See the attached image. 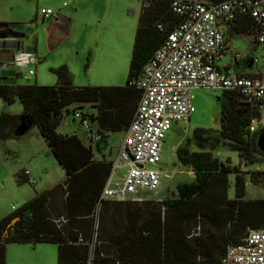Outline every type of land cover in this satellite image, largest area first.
<instances>
[{
  "label": "trees",
  "instance_id": "1",
  "mask_svg": "<svg viewBox=\"0 0 264 264\" xmlns=\"http://www.w3.org/2000/svg\"><path fill=\"white\" fill-rule=\"evenodd\" d=\"M170 1L150 0L151 6L141 10L125 86L75 87L67 65L52 69L58 79L55 86L0 85V99L7 103L19 99L24 106L20 116L0 115V141L18 138L14 132L25 117L29 129L39 127L66 172L64 182L0 219V264H7L10 243L55 244L57 264H89L92 246V264H216L229 243H240L249 230L264 229V200H243L242 174L236 176L235 199L230 200L228 174L239 169L217 156L223 148L249 162L255 154L263 155L256 146L259 134L248 129L259 113L223 93L221 128H197L177 147V162L193 171L194 181L179 186L175 199L101 201L95 230L93 215L111 164L96 161L92 148L78 135L57 132L62 110L79 103L95 108L96 115L88 111L84 115L104 135L103 142L128 129L141 98L131 83L180 22L170 11ZM159 23L165 25L164 33L157 29ZM5 25L15 24L0 23ZM250 27V22L240 21L234 29L245 33ZM251 178L264 181V172L252 173ZM60 217L68 222L59 228L54 220Z\"/></svg>",
  "mask_w": 264,
  "mask_h": 264
},
{
  "label": "rangeland",
  "instance_id": "2",
  "mask_svg": "<svg viewBox=\"0 0 264 264\" xmlns=\"http://www.w3.org/2000/svg\"><path fill=\"white\" fill-rule=\"evenodd\" d=\"M202 1V0H200ZM67 6H66V5ZM66 6V7H64ZM50 8L53 18L43 22L35 21L36 14ZM142 0H0V23L24 26V45L38 49L37 78L40 86H55L57 76L52 69L67 65L74 86H125L129 74L134 37L138 27ZM241 47L243 43L237 42ZM254 43L248 46L253 47ZM122 50L124 58L114 64L104 50ZM254 55L263 63V49L255 50ZM110 61V67L107 64ZM33 78V77H31ZM34 85V81H19ZM222 92L196 90L192 92L195 112L188 123H175L167 134L163 147L162 167L174 172L172 180L166 182L154 193H141L144 201L169 200L178 197L177 188L194 181L191 169H185L177 162L174 153L181 142L192 135L197 128L219 130L221 128ZM74 104L63 109V121L58 133L76 134L84 137L80 121L75 118L77 111H93L87 104L82 107ZM23 106L19 99L7 103L0 99V115L20 116ZM125 132H116L104 142V156L96 151L100 160L112 162L124 140ZM220 161L239 173L228 174V198L235 199V179L238 174L245 177L246 191L243 200H264V181L255 183L251 174L264 172V156L255 154L249 162L236 151L223 148L217 152ZM28 169L38 180L36 186L23 182L20 173ZM20 176V181L16 177ZM66 179V172L59 164L44 139L38 126H32L20 138L0 141V219L9 216L22 205L44 194L53 186ZM17 220V219H16ZM14 220L12 224L16 221ZM57 245L50 243L7 245V264H57Z\"/></svg>",
  "mask_w": 264,
  "mask_h": 264
},
{
  "label": "built area",
  "instance_id": "3",
  "mask_svg": "<svg viewBox=\"0 0 264 264\" xmlns=\"http://www.w3.org/2000/svg\"><path fill=\"white\" fill-rule=\"evenodd\" d=\"M150 6V0H142L141 10ZM170 11L180 18L179 24L131 83L140 91L141 98L116 158L110 162V175L93 215L95 230L98 229L101 201L143 202L145 199L141 193L157 194L166 182L173 179L174 172L162 167L163 147L175 123L191 120L195 112L193 91L211 90L233 96L259 113L251 120L249 131L264 133V58L261 68L252 75L224 72L217 67L226 46L221 22L233 28L240 21L250 22L251 27L245 34L264 51V0H171ZM54 15L55 12L47 8L41 11L40 18L46 22ZM157 29L162 33L166 31L163 23H159ZM24 33L22 25L0 26V69L4 58L1 53L12 51L13 47L19 49ZM17 52L9 57L10 66L15 79L26 81L36 74L35 54ZM237 58L239 62L243 61V58ZM246 61L259 62L258 58H247ZM74 115L89 143L101 144L104 135L89 117L83 111ZM177 147L174 148L175 155ZM20 176L30 186L38 183L28 169H24ZM20 176L16 180L20 181ZM54 221L59 228L68 222L64 217ZM93 251L94 246L91 247L92 257ZM92 257L89 264H92ZM216 264H264V229L249 230L240 243H229L223 259Z\"/></svg>",
  "mask_w": 264,
  "mask_h": 264
},
{
  "label": "crops",
  "instance_id": "4",
  "mask_svg": "<svg viewBox=\"0 0 264 264\" xmlns=\"http://www.w3.org/2000/svg\"><path fill=\"white\" fill-rule=\"evenodd\" d=\"M66 6H64V7H66ZM40 16H41V11L36 14V17L34 20L38 21ZM220 29H222L225 33L226 46H225L224 56H223L222 60L217 62V67L224 72L236 71V72L243 73L245 75H249V74L252 75L257 70H259L261 67H256V65L259 64V62L261 60H259V58L254 55V51L259 50V49L261 50L262 47L254 44L253 47L248 48V46L253 43L249 39L248 35L243 33V32L242 33L237 32L233 27H231L227 24H224L223 22L220 23ZM25 37H26V34L24 33L22 38H25ZM22 38H21V44H20L19 49H18V47H13V48H11L12 51L1 53V56L4 58H2L3 61H2L1 69H0V85H29V83L28 84L20 83L19 81L21 79H15L14 78L15 72L10 66V58L9 57L12 55V53H16L17 51H19V52H33L35 54L36 74H35V76H33V78L26 80V82L32 80L35 83L34 85L40 86L38 84V78H37V63H38V61H40V58H38V49L32 48V46L27 47L26 45H24ZM237 42H239V43L244 42L245 47H241V45H239ZM121 51L122 50H117L116 48H114L113 50L106 49V50H104V52H106V54H107V56H105V58L111 60L112 62H114V64H116L118 58H124L125 57L126 49H125L124 53H122ZM237 56L243 58V61L239 62ZM262 57L264 58V55ZM247 58H258L259 62L256 64H252L251 62L246 61ZM107 66L110 67V61L107 64ZM23 82H25V81H23ZM75 87H77V86H75ZM79 105L83 106L84 104L79 103ZM22 106H23V104H22ZM91 109L93 111H88L89 114L96 115L97 114L96 109L95 108H91ZM23 111H24V106H23ZM68 135H73V134H68ZM79 139H81L82 142L87 147L92 148V150L94 152V159L96 161H99V162L105 161V160H100L99 156H96L95 153H96V151H98L99 153H101L104 156V150L103 149L105 148L107 143L104 144V142H102L99 145H92L89 143V140L87 138V134L85 132H84V137H82V138L79 137Z\"/></svg>",
  "mask_w": 264,
  "mask_h": 264
},
{
  "label": "water",
  "instance_id": "5",
  "mask_svg": "<svg viewBox=\"0 0 264 264\" xmlns=\"http://www.w3.org/2000/svg\"><path fill=\"white\" fill-rule=\"evenodd\" d=\"M25 117L21 118V123L16 127L15 134L18 138L23 137L28 131L29 126L24 121ZM256 146L258 150L264 155V133H260L256 138Z\"/></svg>",
  "mask_w": 264,
  "mask_h": 264
}]
</instances>
